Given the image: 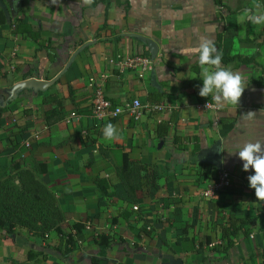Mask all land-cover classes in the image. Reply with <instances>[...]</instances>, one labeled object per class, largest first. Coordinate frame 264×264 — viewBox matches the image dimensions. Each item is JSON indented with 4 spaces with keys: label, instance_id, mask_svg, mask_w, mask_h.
<instances>
[{
    "label": "crops",
    "instance_id": "1",
    "mask_svg": "<svg viewBox=\"0 0 264 264\" xmlns=\"http://www.w3.org/2000/svg\"><path fill=\"white\" fill-rule=\"evenodd\" d=\"M2 1L0 168L10 167L16 154L25 167L45 164L40 178L65 215L62 228L69 231L79 222L85 229L67 254L56 248L54 231L44 238L22 228L3 232L0 264H35L40 257L29 259L31 251L45 257L40 264H167L169 258L264 264V202L249 187L253 170L243 171L238 154H230L245 141H264V25L242 20L245 8H264V0H220L223 7L213 0ZM136 36L155 42L153 58ZM201 37L219 43L223 66L246 78L239 106H195L211 97L199 96L203 81L196 58L179 49ZM140 55L149 58L142 78L125 64ZM233 55L253 58L234 66L227 60ZM58 75L45 91L24 89L9 97L19 81ZM96 92L115 105L138 99L139 118L127 112L94 118ZM149 93H161V102H149ZM248 111L256 112L251 121L241 118ZM71 112L78 118L66 123L63 117ZM47 115L63 117L48 124ZM108 123L117 130L112 141L103 136ZM159 124L167 126L166 134H157ZM216 144L219 167L208 152ZM125 153L140 166L132 192L118 174ZM220 170L229 173L232 188L204 198L202 190ZM95 180L109 185L105 194ZM227 219L246 222L251 233L244 237L240 228L235 238L229 235L235 244L225 253L213 251ZM107 233L113 237L109 247L94 243ZM206 237L211 244H204Z\"/></svg>",
    "mask_w": 264,
    "mask_h": 264
},
{
    "label": "trees",
    "instance_id": "2",
    "mask_svg": "<svg viewBox=\"0 0 264 264\" xmlns=\"http://www.w3.org/2000/svg\"><path fill=\"white\" fill-rule=\"evenodd\" d=\"M213 1L217 7H223L220 0ZM0 22H4V19L2 18ZM217 49L219 50V43L217 44ZM47 55L50 57L49 51ZM252 58L253 57L233 55L228 57L227 60L232 62L234 66H237L239 64L251 62ZM161 99V93H149L148 95V101L155 105L159 104ZM12 100L13 99H10V101ZM52 117L53 116L50 115L46 116L48 124L60 120L63 115H57L53 120L51 119ZM65 117H63V119ZM224 117L225 116L220 115L219 122H225ZM232 123L233 120H231L230 124ZM166 133L167 126L159 124L157 127V134L164 135ZM196 152L197 151H194L193 153ZM137 166L140 169L139 165H135L134 162L128 159L126 153L123 155V163L118 170V174L123 178L127 192L133 191L134 181L132 178L134 177ZM1 172L4 173L0 174V234L3 232L13 233L15 228H22L33 235L44 238L46 234L54 231L59 238L57 249L62 250L65 254L74 250L77 245L75 236L85 229V224L76 222L71 225L69 231H65V229L62 228L61 224L65 220V215L60 210L54 193L40 178V174L46 172V165L41 163L33 168L25 167L23 159L19 154H16L12 158L10 167L0 168V173ZM15 178L18 179L17 182ZM95 183L102 194L107 192L106 190L109 185H105L99 180H95ZM231 188L232 185L229 182L221 192H227ZM236 222V219H227L226 225L222 226L220 242L213 245L211 248L213 251L225 253L235 244V241L230 239L229 235L232 234L235 238L236 233L234 231L240 228L244 227L242 233L244 237L249 236L251 230L246 222L240 221L238 225ZM94 243L98 246L109 247L113 243V237L108 233L98 234L94 237ZM204 244H211L209 237H206ZM27 256L29 259L40 257L35 264H40L42 260H45V257L37 252L31 251Z\"/></svg>",
    "mask_w": 264,
    "mask_h": 264
},
{
    "label": "clouds",
    "instance_id": "3",
    "mask_svg": "<svg viewBox=\"0 0 264 264\" xmlns=\"http://www.w3.org/2000/svg\"><path fill=\"white\" fill-rule=\"evenodd\" d=\"M84 4L92 3V0H83ZM242 20L252 24L264 25V8L255 4L252 8H245ZM179 54L196 58L200 68L202 87L199 88L200 97H211V104L217 108L225 106H239L245 90L246 78L240 72H234L231 68L222 64V52L214 41L207 37H201L194 46L181 47ZM209 106V102L206 107ZM256 112L248 111L241 115L245 121L255 118ZM103 136L106 140L117 139V130L112 123L104 126ZM238 150L230 154H238L243 162V171L253 170L252 175L247 177L249 187L255 190L257 201L264 202V141H245L243 146H237Z\"/></svg>",
    "mask_w": 264,
    "mask_h": 264
},
{
    "label": "built area",
    "instance_id": "4",
    "mask_svg": "<svg viewBox=\"0 0 264 264\" xmlns=\"http://www.w3.org/2000/svg\"><path fill=\"white\" fill-rule=\"evenodd\" d=\"M112 64V61H110ZM126 66L137 69V76L139 78L143 77V73L148 69L149 58L145 55L134 56L125 62ZM209 102V106L206 104ZM197 108L208 109V110H218L217 107L212 106L210 101H203L195 105ZM142 105L138 99H133L131 102L124 105H115L108 98H106L102 92H96L92 99V115L94 118H104V117H116L121 115L123 112H127L134 119L139 118V110ZM78 115L75 112H71L64 118L66 123L76 120ZM26 147L29 146L28 142H25ZM230 182V175L225 170L218 171L216 177L211 181L206 183L204 189L202 190V196L204 198H211L216 193L221 192L222 189L228 185Z\"/></svg>",
    "mask_w": 264,
    "mask_h": 264
},
{
    "label": "water",
    "instance_id": "5",
    "mask_svg": "<svg viewBox=\"0 0 264 264\" xmlns=\"http://www.w3.org/2000/svg\"><path fill=\"white\" fill-rule=\"evenodd\" d=\"M15 1V0H12ZM0 6L6 11V6L4 5L3 1L0 0ZM16 7H18V2H16ZM140 41L144 42L147 44L148 49H149V53L151 55V58H153L156 53H157V45L155 44V42H153L152 40L143 37V36H136ZM59 78V75L56 76L55 78H53L50 81H45V80H40V79H36V78H28L22 81L17 82L12 89L10 90V98H14L16 97L17 93L21 90L24 89H29V90H33L35 92L37 91H45L46 89H48L50 86H52L57 79ZM218 144H216L211 150H209L208 152L212 153L213 155V163L219 167V156H220V152H219V148L217 147ZM205 153V152H204ZM167 264H183V261L180 259H173V258H169V261Z\"/></svg>",
    "mask_w": 264,
    "mask_h": 264
},
{
    "label": "rangeland",
    "instance_id": "6",
    "mask_svg": "<svg viewBox=\"0 0 264 264\" xmlns=\"http://www.w3.org/2000/svg\"><path fill=\"white\" fill-rule=\"evenodd\" d=\"M3 168H7V167H3ZM2 169V168H1ZM4 172H1L0 174H3ZM15 180H16V182L18 181V179H16L15 178ZM44 183V182H43ZM45 184V183H44Z\"/></svg>",
    "mask_w": 264,
    "mask_h": 264
}]
</instances>
